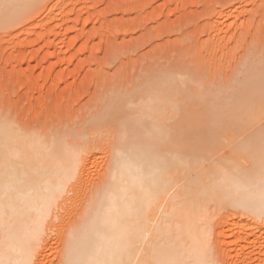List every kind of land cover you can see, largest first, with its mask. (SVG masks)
Here are the masks:
<instances>
[{
    "label": "bare ground",
    "instance_id": "obj_1",
    "mask_svg": "<svg viewBox=\"0 0 264 264\" xmlns=\"http://www.w3.org/2000/svg\"><path fill=\"white\" fill-rule=\"evenodd\" d=\"M67 1L0 0V33L51 26ZM176 69L148 71L56 127L0 103V264H44L54 243V264H264V65L231 99ZM99 150L106 167L85 192ZM222 214L237 218L229 263Z\"/></svg>",
    "mask_w": 264,
    "mask_h": 264
},
{
    "label": "rangeland",
    "instance_id": "obj_2",
    "mask_svg": "<svg viewBox=\"0 0 264 264\" xmlns=\"http://www.w3.org/2000/svg\"><path fill=\"white\" fill-rule=\"evenodd\" d=\"M67 2L66 9L51 18V26L49 22L30 36L17 30L0 33V103L30 126L76 123L90 115L112 89L133 85L157 68L177 67L193 73L208 91L228 99L236 87L247 86L261 74L264 0ZM233 6L238 8L229 11ZM101 152L94 160L100 165L94 163L86 175L85 192L106 167V155ZM70 207L63 213L69 225L81 210L76 203ZM224 216L216 218L217 254L222 259L231 252L223 240L237 219ZM57 249L54 243L44 264L55 263Z\"/></svg>",
    "mask_w": 264,
    "mask_h": 264
},
{
    "label": "snow or ice",
    "instance_id": "obj_3",
    "mask_svg": "<svg viewBox=\"0 0 264 264\" xmlns=\"http://www.w3.org/2000/svg\"><path fill=\"white\" fill-rule=\"evenodd\" d=\"M259 166L261 170V175L264 177V125H262L261 136H260V145H259ZM112 264H125L124 261H113ZM146 264H166L163 261L155 262H146Z\"/></svg>",
    "mask_w": 264,
    "mask_h": 264
}]
</instances>
